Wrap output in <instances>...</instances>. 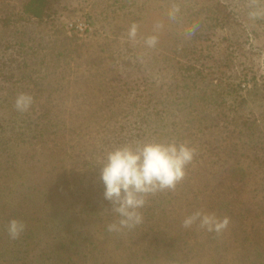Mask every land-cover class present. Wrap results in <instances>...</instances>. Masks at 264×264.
Segmentation results:
<instances>
[{"label": "trees", "instance_id": "obj_1", "mask_svg": "<svg viewBox=\"0 0 264 264\" xmlns=\"http://www.w3.org/2000/svg\"><path fill=\"white\" fill-rule=\"evenodd\" d=\"M220 1L132 0L112 39L82 53L66 43L52 60L41 59L33 70L42 91L29 113L19 112L44 118L0 131V264H264V135L240 113L247 97L220 88L229 66L221 54L228 46L216 45L229 26ZM63 3L23 0L21 9L44 21ZM150 36L157 38L151 47ZM90 74L99 97L61 95ZM260 79L250 93H261L264 116ZM136 88L143 102L133 97ZM149 143L183 144L192 159L174 187L145 196L140 223L121 227L101 170L110 152ZM27 148L30 157L18 153ZM196 212L228 224L209 230L197 219L184 227ZM12 220L24 226L15 237Z\"/></svg>", "mask_w": 264, "mask_h": 264}, {"label": "rangeland", "instance_id": "obj_2", "mask_svg": "<svg viewBox=\"0 0 264 264\" xmlns=\"http://www.w3.org/2000/svg\"><path fill=\"white\" fill-rule=\"evenodd\" d=\"M131 2L132 0H64L53 19L36 21L23 15V0H0V106H5L8 111L0 114V131L8 122H15L23 129L26 123L33 124L44 118L41 115L26 120L16 107V100L21 94L32 98L31 105L39 97L42 89L36 83L38 74L33 69L38 63L40 65L41 59L47 62L52 60L58 49L66 43L73 44L74 53H82L90 45L104 41L105 37L111 36L112 39L113 33L120 32V22L125 18L122 13ZM220 3L227 8L224 13L229 23V26L218 33L224 40L216 43L228 46L227 51L221 53L223 56L226 53L229 66L225 69V76L220 79V88L230 90L229 98L237 95L247 97V106L240 113L250 118L246 121L248 123L256 120L259 124L257 128L264 135L261 93H250L255 88V81L264 77V17L252 19L249 16L250 12L264 8V4L251 7L252 2L248 0H225ZM125 48L129 51L127 46ZM50 55L52 58H49ZM89 61L82 65L81 70H84ZM71 69L70 77L74 79L77 77L74 72L75 64H71ZM134 77L132 81L136 83V76ZM87 79L89 82H83L80 88H69L66 91L62 89L61 95L71 98L74 94L83 92L99 97L100 91L90 87L92 74L87 75ZM261 86L262 84L259 85ZM133 94V97L143 102L144 92L136 88ZM70 103L71 100L67 101V106ZM25 111L30 112L28 108ZM243 126L237 125V129ZM12 151L17 149L13 148ZM18 153L31 156L28 148ZM18 153L15 155H19Z\"/></svg>", "mask_w": 264, "mask_h": 264}, {"label": "clouds", "instance_id": "obj_3", "mask_svg": "<svg viewBox=\"0 0 264 264\" xmlns=\"http://www.w3.org/2000/svg\"><path fill=\"white\" fill-rule=\"evenodd\" d=\"M254 4H264V0H252ZM178 8H174L170 16L174 17ZM250 18L264 17V8L249 13ZM159 27V26H158ZM138 26L132 24L129 38L135 40ZM156 37L145 40L148 46H154ZM32 98L21 94L16 100L18 110L25 111L31 105ZM192 159V150L181 144L149 143L137 146L135 149L125 146L110 152L107 162L101 170V180L104 184V198L113 204L114 211L120 214L121 227H133L141 222L137 209L143 207L145 196L157 190L172 188L183 178L184 167ZM197 219L200 226L217 231L228 224V219L218 221L214 215L196 212L186 217L184 227H190ZM23 224L12 220L9 223V233L13 237L23 230ZM116 228V225L110 226Z\"/></svg>", "mask_w": 264, "mask_h": 264}, {"label": "built area", "instance_id": "obj_4", "mask_svg": "<svg viewBox=\"0 0 264 264\" xmlns=\"http://www.w3.org/2000/svg\"><path fill=\"white\" fill-rule=\"evenodd\" d=\"M82 29V28H81Z\"/></svg>", "mask_w": 264, "mask_h": 264}]
</instances>
